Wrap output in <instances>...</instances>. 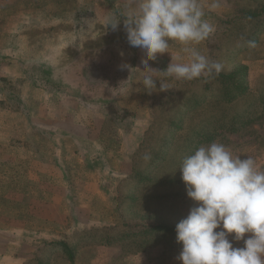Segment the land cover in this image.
<instances>
[{"label":"rangeland","instance_id":"1","mask_svg":"<svg viewBox=\"0 0 264 264\" xmlns=\"http://www.w3.org/2000/svg\"><path fill=\"white\" fill-rule=\"evenodd\" d=\"M200 2L223 70L149 93L105 23L132 0H0V264H181V158L218 141L264 168V0Z\"/></svg>","mask_w":264,"mask_h":264},{"label":"clouds","instance_id":"2","mask_svg":"<svg viewBox=\"0 0 264 264\" xmlns=\"http://www.w3.org/2000/svg\"><path fill=\"white\" fill-rule=\"evenodd\" d=\"M121 19L129 45L144 53L137 68L149 93L168 91L172 79L210 78L223 70L195 47L215 32L200 0H132L124 12L107 16L106 26L116 30ZM170 42L183 45L186 62L170 54L166 68L151 67L149 61L158 54L170 53ZM177 168L195 206L175 226L176 242L182 245L176 259L181 264H264V168L255 158L241 159L213 141L183 156ZM230 234L243 240V247H233Z\"/></svg>","mask_w":264,"mask_h":264}]
</instances>
